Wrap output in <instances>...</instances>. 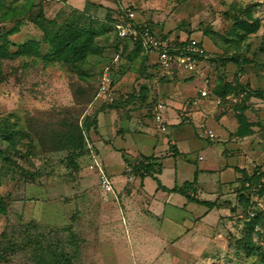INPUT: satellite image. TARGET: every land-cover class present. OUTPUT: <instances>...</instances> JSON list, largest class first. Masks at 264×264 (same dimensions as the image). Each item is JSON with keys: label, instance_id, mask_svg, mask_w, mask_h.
<instances>
[{"label": "rangeland", "instance_id": "1", "mask_svg": "<svg viewBox=\"0 0 264 264\" xmlns=\"http://www.w3.org/2000/svg\"><path fill=\"white\" fill-rule=\"evenodd\" d=\"M59 1L0 0V48L12 53L0 55V264H264V0H90V15ZM68 4L86 8V0ZM100 5L132 7L136 21L161 34L201 35L206 57L167 80L156 76L153 53L123 45L116 60L111 14ZM42 11L58 14L54 29L83 28L91 37L76 66L16 53L28 40L49 52L34 24ZM107 67L112 92L103 104L95 91ZM158 103L163 133L153 117ZM174 134L186 154L169 158L175 178L193 181L196 169H209L193 189L200 200L224 193L226 211L215 225L221 210L190 201L194 212L168 210L162 228L134 239L91 170L93 151L105 173L122 180L125 160L143 153L159 164L154 137ZM235 167L255 178L230 190ZM155 178L147 176L149 186ZM202 214L201 225L192 217Z\"/></svg>", "mask_w": 264, "mask_h": 264}, {"label": "crops", "instance_id": "2", "mask_svg": "<svg viewBox=\"0 0 264 264\" xmlns=\"http://www.w3.org/2000/svg\"><path fill=\"white\" fill-rule=\"evenodd\" d=\"M89 1L90 0H86V5H85L86 8H87V3H90ZM59 3L62 6L60 9H62L63 7L72 8L78 11H82L86 9V8L84 9L74 8L73 6L68 4V0H61L59 1ZM91 4H95V3H91ZM95 5L97 6V4ZM99 7H100V10L104 9L106 11L107 9L106 7L102 5L98 6V8ZM177 114H178L177 111H175L174 114L170 113V118H175V115L177 116ZM174 122H175V119H174ZM144 133L145 132H143V134ZM176 136H178V134H174L173 137H171L170 139H159V140L156 139L157 137H154L155 138L154 139L155 149L158 148L162 152V155H159L161 157V160L159 161L160 166L158 167L159 170L154 175L156 179H158V181L160 182L161 186L164 189L159 188L157 183L155 184V186L151 184H150L151 186H149V182L146 181L147 176L144 178H131L130 180H127V178L125 177V178H122L121 180L119 179L120 177H118L119 175L118 174L117 176L110 178L114 185L113 187L114 190L110 193H105V194H109L111 198L113 199V201L116 200L114 204L119 208V213L121 216V221L123 219L124 228H127L130 230V235L132 234L131 236H133L134 239L136 236L137 238H141L143 240L145 237L149 236L148 233H152L154 231L155 229L154 225H157L156 229L161 227L164 224V219H166L169 222L171 220L172 215L166 212L168 210L181 209L182 211L189 212V213L194 212L189 209V207L192 206V204H190V201L194 202L193 200H188L184 197L186 200L183 202L182 198H175L176 193H170L168 191H165V189L171 190L175 187L183 188L185 183L193 182V181H187V180L178 182V180L175 178L174 171H172V169L167 165V163L169 162V158L180 157L183 160L186 159V154L183 152L182 147L179 146L178 142L175 139ZM98 145L99 144H97L96 146L97 149H98ZM141 147L145 148V145ZM174 150H176L175 154L173 153ZM125 152H129L133 154L130 151H125ZM223 152L221 153L222 155H224ZM133 155H135V153ZM140 155L150 156V155H146L143 153H136V156H140ZM201 160H203V157ZM234 170L238 172L236 170V167L234 168ZM202 172L209 173L211 171L209 169H206V170L196 169L193 172V180H194V177H196V181H199V177L203 175ZM123 174H124V171H123ZM240 176L241 174L239 173L238 177H236L234 181L231 182L230 190L232 186L237 185V180L240 178ZM115 180L116 182H114ZM191 185L193 189L194 183ZM191 185L185 186L186 188L184 189V191L186 192L187 195H189L193 199L198 200L200 202L198 204H202L205 207H207L208 212L212 209L221 210L219 213L222 215L218 214L220 216L215 223V225H217L218 220L220 221V217L223 216L226 211L225 210L226 208L224 207V202L226 201V199L222 201V195L224 197V193L221 192V194H217V196L212 201L200 200L198 193L194 191V189L193 190L189 189ZM181 196L183 195L181 194ZM178 203H180V207L176 206V204ZM205 203L212 204V207L209 208V205H206ZM113 212H114V209H112V213ZM204 215L205 214H202L201 215L202 217L200 216L196 218L192 216L191 217L194 220H197V219L200 220L196 222L202 225L204 224L203 222ZM112 216H113V223H112L113 227H111L110 229L108 228V229L112 232L113 235H115V232L117 229V221L115 220V215L112 214ZM177 224L180 225L179 222ZM205 239L207 238L204 237L203 240ZM110 248H113L112 245H110Z\"/></svg>", "mask_w": 264, "mask_h": 264}, {"label": "trees", "instance_id": "3", "mask_svg": "<svg viewBox=\"0 0 264 264\" xmlns=\"http://www.w3.org/2000/svg\"><path fill=\"white\" fill-rule=\"evenodd\" d=\"M96 6L95 4H91V3H87V9H84L82 11H78L72 8H67V7H63L65 9L70 10L71 12H77V13H81V14H89L88 11L90 10V7H94ZM97 7V6H96ZM129 9L134 11V8L132 7H128ZM44 10V9H43ZM124 8H120V7H116V8H107L106 9V14H111L110 18H109V22L108 25L110 27V29L112 30V32L115 35L116 41H118V43L116 44L115 47V57L118 59L119 58V54L123 53V45L126 46H130V49L134 52H140L143 54H150L149 50H147L140 41H132L131 39H127V38H119L117 35V32L115 30V24L119 21V18L121 16H124ZM60 12V11H59ZM58 14H56V16L54 18H47L46 15H44L43 11L41 12L40 15L37 16L34 24L35 26L41 31V33L43 34V38L44 41L49 45L50 50L47 54L42 55L40 53V43L38 41H26L25 43H22L21 45H18L17 48V54H24L27 55V57H31L34 59H43L45 61H51V62H57V63H65V64H71L73 67L76 66L78 63H80L83 59H85L84 54L87 51V49L90 47L91 45V37H87L84 36L83 33H86L85 30L82 28L81 30H76L73 28V33L72 34H67V32L63 31L62 29L56 30L54 29L53 25L55 26L56 22L58 23L56 17ZM67 27H70L67 23H66ZM140 25L143 27H147L150 29V31L156 33L159 37L161 38H169L171 39L172 43H175L177 45V47H185L187 45L190 44V42L192 40H195L193 38H191L192 34L190 36H187L185 39L181 38L179 35H165V34H161L160 32H158L154 26L148 22V21H144V22H140ZM69 32V31H68ZM92 35V34H91ZM199 40L196 43V47L200 50L201 55H199L198 51L195 53V55L197 56L198 60L204 59L203 57H206V51L205 48L203 46V40L202 37L200 35V37L198 38ZM12 53H9L7 51H5L3 48H0V55L2 56H9ZM157 74V73H156ZM158 75V74H157ZM156 75V76H157ZM175 76V75H174ZM101 77L100 76V80H99V84L96 88L95 91V99L99 98L97 97L98 91H99V87L101 85ZM173 77V76H172ZM171 77V78H172ZM169 79L168 77L163 78V80H167ZM112 85V83H111ZM204 98V97H202ZM100 100L102 101L103 104H108L110 102L109 101V97L106 96L104 98H100ZM241 120L243 121L244 118H241ZM71 145L69 146L70 148H73V146L75 145L74 143H72V141L70 142ZM174 154L176 153V150H174L173 152ZM97 152L95 153L93 151V155H92V159L95 157L97 158ZM141 160L147 162L146 165H141V166H136L135 165V160H131V161H127L125 160V165H129L133 168V174L135 177L138 178H144L148 175H151L155 172H158L159 170V164L156 162V158L154 155H150V156H145V155H140L138 156ZM100 162V161H99ZM101 163V162H100ZM102 165V163H101ZM103 166V165H102ZM94 171L95 174H97L98 176V171L96 168L91 169ZM240 174V178L237 180V185L241 184L243 186H248V183H252L253 179L255 178V175H247V173L244 170H240V169H236ZM125 174V173H124ZM258 179V177H256ZM156 182L159 186V188L164 189L160 182L158 181V179H156ZM195 177L192 183H185L183 188H173L171 190H166L170 193H180L182 194L186 199L188 200H193L196 203H200L198 200L191 198L189 195L186 194V192L184 191V189L186 188L185 186L187 185H191L193 183H195ZM99 185V184H98ZM100 187V186H99ZM206 205H209V208L212 207V204L210 203H205ZM3 212V207L0 204V213ZM58 264V262H57Z\"/></svg>", "mask_w": 264, "mask_h": 264}, {"label": "built area", "instance_id": "4", "mask_svg": "<svg viewBox=\"0 0 264 264\" xmlns=\"http://www.w3.org/2000/svg\"><path fill=\"white\" fill-rule=\"evenodd\" d=\"M124 16L119 18V21L115 24V30L119 38H127L132 41H140L142 45L149 50L150 54L156 56L155 65L157 76L160 78H166L178 74L180 70L187 73H192L196 69L198 62L195 53L200 50L196 47V40H192L189 45L185 47H177L175 43H172L169 38H161L156 33L150 31L149 28L140 25V22L135 20V12L128 7L124 8ZM205 58V56L203 57ZM117 60V58H116ZM109 68L103 70L101 77V85L97 97L104 98L111 95V80L109 75ZM201 97H206V90L200 91ZM164 106L161 103L156 104L153 109L154 121L158 124L159 132H166V126L163 124L162 110ZM208 137L214 138V135L208 131ZM202 159L201 157L199 158ZM135 165H146L147 162L141 160L138 156L134 158ZM96 168L98 171L99 186L105 193H110L114 190L110 177L105 173L101 163L97 158H93L91 163V169ZM124 173L127 180H130L133 175V168L129 165H125Z\"/></svg>", "mask_w": 264, "mask_h": 264}]
</instances>
